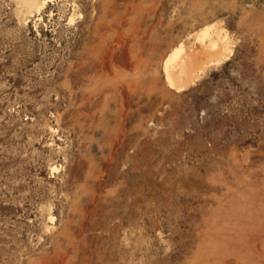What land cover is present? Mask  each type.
Returning <instances> with one entry per match:
<instances>
[{"label": "rangeland", "instance_id": "1", "mask_svg": "<svg viewBox=\"0 0 264 264\" xmlns=\"http://www.w3.org/2000/svg\"><path fill=\"white\" fill-rule=\"evenodd\" d=\"M0 264H264V0H0Z\"/></svg>", "mask_w": 264, "mask_h": 264}, {"label": "bare ground", "instance_id": "2", "mask_svg": "<svg viewBox=\"0 0 264 264\" xmlns=\"http://www.w3.org/2000/svg\"><path fill=\"white\" fill-rule=\"evenodd\" d=\"M168 77H170V78H171V80H170V81L174 82V80H173L172 76H168ZM170 78H169V79H170Z\"/></svg>", "mask_w": 264, "mask_h": 264}]
</instances>
